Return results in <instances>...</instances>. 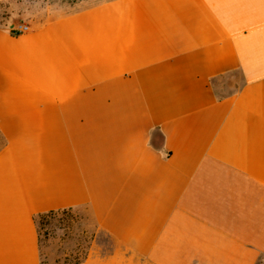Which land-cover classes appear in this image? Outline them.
Listing matches in <instances>:
<instances>
[{
    "label": "crops",
    "instance_id": "obj_1",
    "mask_svg": "<svg viewBox=\"0 0 264 264\" xmlns=\"http://www.w3.org/2000/svg\"><path fill=\"white\" fill-rule=\"evenodd\" d=\"M15 24L0 25V264H41L36 217L79 209L109 248L74 264H264V0Z\"/></svg>",
    "mask_w": 264,
    "mask_h": 264
},
{
    "label": "rangeland",
    "instance_id": "obj_2",
    "mask_svg": "<svg viewBox=\"0 0 264 264\" xmlns=\"http://www.w3.org/2000/svg\"><path fill=\"white\" fill-rule=\"evenodd\" d=\"M104 0H0V25L14 22L38 25L53 18L86 9ZM241 84L238 73L213 82L216 95L234 92ZM41 264H74L88 255L108 254L106 238H94V224L83 209L47 217L37 223ZM97 251V252H96Z\"/></svg>",
    "mask_w": 264,
    "mask_h": 264
},
{
    "label": "trees",
    "instance_id": "obj_3",
    "mask_svg": "<svg viewBox=\"0 0 264 264\" xmlns=\"http://www.w3.org/2000/svg\"><path fill=\"white\" fill-rule=\"evenodd\" d=\"M109 1H111V0H104V1L99 2V3H95L94 5H92V6H90V7H94V6H96V5H99V4H102V3H105V2H109ZM90 7H88V8H90ZM81 10H83V9H81ZM78 11H80V10H78ZM75 12H76V11H75ZM221 77H223V76H221ZM211 86L213 87V83H211ZM233 93H234V92H232V93H228V94H225V95H216V97H217L218 99H223V98H226V97L232 95ZM65 212H66V210H63V211H52V212H48V213H45V214L39 215V216L36 217V219H35V221H36V225H37L38 221L40 222L41 220H43V219H45V218H47V217H53V216H56V215H59V214H64Z\"/></svg>",
    "mask_w": 264,
    "mask_h": 264
},
{
    "label": "built area",
    "instance_id": "obj_4",
    "mask_svg": "<svg viewBox=\"0 0 264 264\" xmlns=\"http://www.w3.org/2000/svg\"><path fill=\"white\" fill-rule=\"evenodd\" d=\"M29 31H30L29 26L26 25V24H23V23H18V24L10 26L8 28V32L12 36L22 35V34H25V33L29 32Z\"/></svg>",
    "mask_w": 264,
    "mask_h": 264
}]
</instances>
